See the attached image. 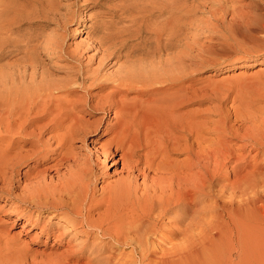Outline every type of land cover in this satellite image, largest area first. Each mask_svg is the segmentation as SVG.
<instances>
[{
	"label": "bare ground",
	"instance_id": "1",
	"mask_svg": "<svg viewBox=\"0 0 264 264\" xmlns=\"http://www.w3.org/2000/svg\"><path fill=\"white\" fill-rule=\"evenodd\" d=\"M59 1L0 0V62L21 56L13 59L15 63L5 65L4 62L0 67V183H7L9 170L13 173L25 164L32 168L27 172L30 181L22 195L14 196L13 183L8 188L0 186V192L6 194L5 200L12 201L17 219H25L28 225L37 224L32 223L33 210L37 211L38 220L45 213L59 218V226L41 228L46 247L47 241L53 240L49 253L43 252L45 257L58 264H205V255L214 264H249L253 258L264 259V193L258 196L254 192L257 184L253 185V177L262 167L252 165L261 158L263 149L258 152L259 141H249L257 150L250 153L245 150L246 143L238 149L226 144L227 135L246 139L226 124L216 129V140H208L200 116L186 111L200 92L192 90L190 94L192 91L185 84L187 73L182 62L186 53L175 55L169 51L173 43L178 44L177 38L172 35L168 38L174 29L169 27L175 22L165 20L151 30L154 41L151 44L144 41L143 47L129 53L125 65L118 66L120 70L113 74L114 80L111 79L109 85L99 84L101 89L95 93L84 86L86 95L76 99L77 81L73 82V89L72 84H68L70 88L55 83L50 74L47 76L40 70L38 63L42 61L38 56V62L35 55L42 45L58 53L57 47L62 43L56 46L57 37L55 41L52 36V39L43 38L44 42L38 43V47L42 32L28 38L26 34L19 36L26 25L41 24L44 19L58 21ZM94 1L98 4L99 0ZM245 1L239 0L240 4L233 6L224 0L214 4L218 6V14L223 17L230 14L253 34L251 37L263 35L264 0H253L250 6H244ZM153 7H149L152 11L149 13L157 9ZM249 8L253 11L246 12ZM133 10L134 7L125 11L130 17L128 21H135L133 25L139 18L148 20L157 15L148 17L145 10L144 14L138 11L135 15ZM72 12V21H75L78 11ZM119 13L109 10L108 14L116 21L104 22L106 27H117L116 31L111 29L116 34L102 31L104 34L94 42L95 47L103 48L106 58L113 56L116 44H124L130 36L124 26L126 17L122 18ZM60 19H64L63 16ZM143 21L139 24L143 25ZM140 27L137 28L141 30ZM138 29L131 33L141 35ZM166 30L171 32L165 39ZM63 47L59 49L64 51ZM77 55L78 52L73 54ZM105 60L103 63L107 62ZM71 96L73 100H68ZM100 112L110 118L102 134L104 121L95 117ZM228 116L225 113V121ZM93 134H97V138L91 142L92 150L82 155L88 137ZM232 163L233 178L225 180L228 164ZM100 176L101 179L118 176V179L99 188L96 183ZM224 181L226 184H222ZM61 226L67 233L73 229L75 234L84 235L85 242L74 249L76 243L73 247L66 241L65 231L59 229ZM60 245L66 250L57 254ZM127 246L132 252L124 255L121 248ZM3 258L0 254L1 263ZM255 262L257 264V260Z\"/></svg>",
	"mask_w": 264,
	"mask_h": 264
},
{
	"label": "rangeland",
	"instance_id": "2",
	"mask_svg": "<svg viewBox=\"0 0 264 264\" xmlns=\"http://www.w3.org/2000/svg\"><path fill=\"white\" fill-rule=\"evenodd\" d=\"M76 1L78 0H60L58 2V7H57L58 13L57 14L58 15L61 14L59 15V18H58V21H60L61 25L58 24L59 22L57 20H53V22L52 21L50 22V20L48 21L44 19L43 21H41V24L34 23L32 24V26L26 25L27 27L24 26L26 30H24V27H23L22 28L23 30L20 31L21 33L18 32L19 36L21 35L24 36L26 34L27 36L25 35V38L30 37L32 34L37 35L40 32H42L39 34L40 41L37 42L38 47L47 38L50 37V39H52L51 36L53 37V41H55L54 37L55 38L57 37L56 40L60 41V42L56 41V44H57L56 46L61 45L62 43V46L57 47L58 53H56V51L53 52L51 49H50L51 51L47 50L44 47L45 45H42L40 46V48H38V52H36L35 55H36V58L38 59V62H39V57H40V61H42V63H38L40 64L39 66L40 70H43L44 71L43 73H46L47 76H49L50 74V76L55 81V83L58 82L60 86L72 84L71 87L73 89V82L77 81L76 87L79 90V92L76 94V99H81L86 95L85 92L88 87H89L88 90L93 91V93H95V92L100 91L101 89L99 84L105 83L104 85H109L112 81L111 79L114 80L113 77L114 75L117 74L116 71L120 70L118 68L123 67L125 65L126 56L129 53H131L135 49L137 50L143 47L144 41L148 40L149 43L150 42L152 43L154 41V37H151V35L153 34L151 30H154L156 26H158L160 23H163L165 20H172L173 23L175 22L176 24L174 23V25H172L173 27H169V28L170 30L174 28L173 32L177 36L175 37L174 33L171 32L170 30L168 31L169 33L170 32L171 33L170 34L167 33V30H166V33H164L165 34L164 37L166 39L170 35L168 38L171 39V37L173 36L174 38H177L178 41L176 39L175 40H176V43L178 44L173 43V45L170 46L169 51L171 52L173 51L175 55L179 53H182V54L186 53L184 55L185 58L182 62V65L183 67L185 66L186 73H187L186 75L187 77H184L185 84L187 83L186 86L190 88V92L192 90L194 92H198V93L200 92L199 98L198 99L194 98V100L189 103L186 111L192 112L194 114L197 113L198 116H200L199 120L203 123L204 130H205V137L208 140H214V139L216 140V137H217L216 129L217 128L221 129V127H223V124H226L227 127L231 126L233 130L237 131L238 132L237 134H239V136L241 135L246 136V139L245 138L241 139L236 136L227 135V137H225L226 144H228L229 146L231 145L232 148L238 149L240 145L242 146V144L246 143L247 148L245 150L247 153L248 152L250 153L251 151H255V149H253L249 141H255V142L259 141L258 143L260 146L257 147L259 148L258 152L263 149L261 151L263 154L261 153L260 154L261 158L259 157L260 159H258V161L252 162V165L262 167V168H260L261 170L259 169L260 171L257 170L258 173L256 172V175H254L253 178H255L256 181L253 179L254 180L253 185L257 184L254 186L255 188L254 192L258 196H260L262 192L264 193V183L260 181L261 178H263V181H264V144H262L261 146V143L262 142L264 143V138H262L264 137V34L263 35L257 34L258 36L255 35V37H251L253 36V34L248 32V30L243 25H241L240 23L238 24L237 21L235 22V20H233V17L230 14L224 17L218 14L217 12L218 6H215V4L218 5V0L216 1L215 0H201V1L200 0H184V2L181 0L180 1L171 0L172 2L171 4L169 2L170 0L169 1L164 0L166 4L162 0L159 1L160 3L158 2V0H148V1L144 0V3H143V0H132V1L131 0H99L97 1L98 4L94 0H91V1L80 0V2L79 1L77 2L79 7H77ZM155 1L157 2V5ZM224 1L225 2L227 1V4H229V6L240 4V3H237L239 0H224ZM161 2H162V5H161ZM176 2L177 3L180 2V5L177 4ZM214 2H217V3L214 4ZM145 3L149 7L151 6V8L153 5L154 9L157 8L160 10L158 11L156 9L155 11H153V13H151L152 11L149 9V7H147ZM168 4L172 6L171 9H170V5ZM172 4L175 5L176 7H173ZM250 4H253V0H246L245 3H243L244 6H250ZM68 5H70V7ZM141 5L142 6L144 5V6L142 7ZM166 5L169 9H167ZM109 6L111 7V9H108ZM135 6L136 7L139 6L141 10L137 9L138 7L135 8ZM121 7H126L127 9L121 8ZM133 7H134L133 13L135 15H138L140 12H141L140 14L142 13L144 14V12L142 11L145 10L146 7H147V10L148 9L149 10L148 12H146L147 10H145V15L148 14L147 15L148 17H150L152 14L154 15V13H157V15L154 17L153 16L150 17L149 18L150 21L149 19L148 20L143 19L144 20L143 21L139 18L141 21L144 22L143 25L145 26H143L142 24L141 26L139 23H142V22L141 21L138 22L139 20L138 19L136 21V24H134V25H137L138 23V25L135 27L133 25L135 21L134 22L128 21L129 20L128 18L130 17H128L129 15L125 13V11H128V8L131 9ZM67 8L71 11L70 13H67L69 12ZM165 8L166 10H170V11L166 12L164 10ZM174 8L177 10L174 11L173 10ZM113 9H115V11H120L119 15L124 16V17L122 16V18L126 17L127 24L124 26L128 28V33H130V36L127 37L128 39L125 40L124 44L120 43V44L115 45L116 48L112 51H115V50L116 51L113 53V56L111 58L108 57L109 58L108 59L106 58L107 57L105 55L106 53L104 54L103 48L101 49V48L95 47L94 42L97 43L98 38H100L102 34H104V32L110 35L116 34L115 31L118 30L117 27L116 28L109 27V26L106 27L107 24H105L107 22H113V20H115V19H112V17L108 14L109 10H113ZM72 10H75L76 12L78 11L77 13L78 17L75 21H72L73 20L72 14L74 12V11L72 12ZM179 10L182 13H180ZM138 11L139 13L136 14ZM149 11L151 12L149 13ZM251 11H253V9L249 8L246 10V12H251ZM159 12L160 13L163 12L165 14L162 13L163 14L162 16V14H160ZM65 14L68 18L64 16ZM159 14L161 15V17ZM215 14L217 15L213 16ZM62 16L64 19L66 18L67 21L69 20L68 22H71L72 24L68 23L66 19L65 20L60 19L62 18ZM62 20L68 24L63 23ZM147 22L149 23V25L146 24ZM54 23H56L57 25ZM129 23H132V24H129ZM63 24L66 26L64 27ZM151 25L153 27H151ZM161 25L162 27L165 26L163 24ZM129 26H131L130 28H132V26L135 27V29L134 28L131 29L133 31L137 30L140 27L141 30L139 29L138 30L140 32L142 31L141 35L137 31L135 32H137L139 36L137 33L136 34L131 33ZM28 27H31V28H28ZM62 27L65 29H63ZM111 29H114L115 31ZM166 29H168V27ZM42 34H44V36ZM166 34H169V35L166 36ZM40 35L42 38L40 37ZM136 36L138 37L136 38ZM129 37L134 38V39H131V38L129 39ZM43 38L45 39L43 40ZM93 44H94V47L92 46ZM61 47H63L64 51L60 50ZM118 47L120 48V50ZM94 48H97V49H94ZM44 49L45 51H43ZM98 50H100V52ZM101 50H103V52ZM47 51L48 52L50 51L49 52L50 54H48ZM75 52H78V55H81L79 57L80 59L78 58V55L73 56V54L75 55ZM103 54L105 58L103 57ZM17 57L18 56H15V57H11V60L9 58V59L1 61L0 67H2V64L4 62H6L5 65L6 64L10 65V64L15 63L16 60H13V59L14 58L17 59ZM117 57H120V58H117ZM19 58H21V56H19ZM103 58H104V61H106L105 59H107V62L103 63L104 62L102 61ZM8 60H9V63H8ZM75 60H78V61H75ZM73 61H75L76 63ZM90 74L92 75L90 76ZM96 74H99V75H96ZM110 74L112 75L114 74V75L112 76ZM109 75L111 78L109 77ZM78 77L80 79H78ZM94 77L95 79L98 77L97 80L93 79ZM108 78L110 80H107ZM82 80H85V81H82ZM90 81L92 84H90ZM84 86L85 87L87 86L86 89L84 88ZM80 87H81V90H80ZM193 91L189 93L192 94ZM60 96L62 98V96L64 95H60ZM68 98H69L68 100H73V96L68 97ZM196 102H198V104H196ZM225 113H226V116L229 115L226 121L224 118ZM90 117H91L90 115L87 116L88 119H90ZM95 117L96 119H103L104 121L103 126L100 130V134H102V132L105 130L107 126V122L110 121V118L108 117V114L104 112L98 113V115ZM91 120L93 119L91 118ZM221 121H224V122H221ZM246 130L247 132L251 131L250 134H248ZM252 131L254 132V135L252 134ZM256 136H257V139H256ZM96 138H97V134H93L88 137L87 144L85 145L86 148L84 147V151L82 155L83 154L85 155V153L88 154L87 152L92 150L94 145L91 142L93 139L95 140ZM28 149L30 150V147H28ZM238 152L242 153L239 150ZM255 152H257V150ZM233 166H234L233 163L228 164V170H227L228 172H226L225 174V180H228V178L229 179L233 178V174H232ZM118 168L121 169V165H119ZM30 170H32V168H30V166L29 165L27 166L26 164L20 166V168L16 169V171L13 173L11 170H9L7 173V179H6L7 183L5 184L0 183V186H6L8 188V185L10 183H13L14 188H15L13 191L14 196L22 195L26 185L30 181L27 179L28 177L27 172ZM111 170H114V169H111ZM116 172L118 171H115V173ZM117 179H118V176L108 177V178L105 177V179H101V176H100L98 179L99 181H97L96 184L100 188L101 186H108L116 182ZM258 180L260 183L258 182ZM226 182L227 181H224L222 182V184H226ZM256 187H257V190H256ZM220 188L221 187L219 186L218 189ZM258 189H261V190L258 191ZM254 194H252L251 197L254 196ZM4 197H6V194L0 192V249L2 248L0 250L1 251L0 254L1 256H4V258L2 259V261L4 262L1 263L0 261V264H58L56 262L54 263V262L49 261L45 257L43 252L44 250H47V252L49 253L50 251L49 249L53 244V240L52 239L48 240L47 241L48 246L46 247V244H45L46 237L40 233H41V228L44 226H53V227L59 226V223H60L59 218H55V217L51 218L52 215H50V213H45L38 220L39 217L37 216V211L33 210L31 212L32 218H34L32 223L38 224V225L36 224V226L33 227L32 225H28L25 219H17L16 214L13 212L14 210L12 207L13 205L12 201L9 202L7 201V199L5 200ZM238 200L240 201L241 199H238ZM11 209H12V212H11ZM24 226L25 228L23 229ZM59 229L61 232H63V230L65 232L67 231V229H65L63 226L59 227ZM65 232L64 234H66L65 235L66 241H70L73 247H74L73 244L75 243L78 244V245L75 244L74 249L78 248L82 244V242H85V236L75 234L76 232L73 231V229L71 230L69 229L68 233L67 232L65 233ZM68 239H71V240H68ZM65 248L66 247L60 245V249L56 250V253L57 254L63 253L66 250ZM131 252H132L131 247L128 248L127 246V247L121 248V253L124 255H129L131 254ZM206 254L209 255V253L207 252ZM7 259H9L11 262H9V260ZM205 259L206 261H203V262L204 263L206 262L207 264H209L210 259L208 258L207 255H205L204 260ZM208 259L209 261H207ZM253 260H251L252 262L251 261L250 262L251 263L254 262V264H256L255 260H257V264H264V259L262 258H258V259L253 258ZM259 260L261 263L258 262ZM212 261H210V264H214V262L212 263ZM250 262L249 264H251Z\"/></svg>",
	"mask_w": 264,
	"mask_h": 264
}]
</instances>
